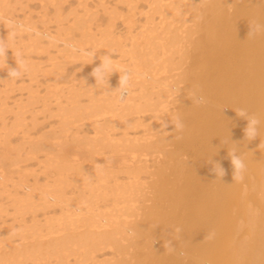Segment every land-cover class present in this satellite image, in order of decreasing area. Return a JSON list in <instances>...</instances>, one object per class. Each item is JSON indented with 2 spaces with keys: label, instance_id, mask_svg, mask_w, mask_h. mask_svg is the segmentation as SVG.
I'll list each match as a JSON object with an SVG mask.
<instances>
[{
  "label": "bare ground",
  "instance_id": "bare-ground-1",
  "mask_svg": "<svg viewBox=\"0 0 264 264\" xmlns=\"http://www.w3.org/2000/svg\"><path fill=\"white\" fill-rule=\"evenodd\" d=\"M41 1L45 10L52 4L60 20L61 0ZM164 1L154 0L156 8L149 5L147 25L137 35L132 32L134 19L128 15L129 31L123 37L117 36L112 24L100 30V37L91 33V12L86 18L75 19L76 23L65 29L68 36L62 37L51 32V23L45 18L48 11L44 19L34 22L31 18L12 19L7 3L6 11L0 8V26L6 27L7 35L9 21L36 30L8 36L15 48H19L15 39L20 40V46L24 44L22 36H28L22 52L37 55L59 42L65 45L47 77L55 79L62 62L76 57L93 60L80 49L94 52L96 62L112 47L128 58L127 63L113 61L109 71H114V78L106 72L105 83L81 81V88H72L66 98L68 109L62 106L63 101L58 102L61 126L41 132L38 138L27 141L29 131L25 130L26 116L32 114L30 106L37 98L29 87L33 84L27 85L31 101H19L17 110L10 111L14 124L8 127L5 118H0L4 124L0 128V195L11 202L5 216L0 210V220L6 224L7 216L18 218L29 211L55 207H61L63 214L60 220L55 216L57 222L43 224L49 233L46 242L40 238L43 243L9 246L6 239L13 237L14 231L10 227V236L0 238L6 243L4 249L0 247V264H25L28 260L51 264L52 258L56 264H69L71 256L76 264H264V35L247 37L250 22L264 24V0ZM77 31L80 37L74 36ZM34 71L30 74L35 82ZM124 71L132 75L126 102L111 90L118 86ZM5 82L8 87L10 81ZM82 88H86L82 94L90 96V103L81 104ZM193 92L206 103H194ZM240 109L260 120L255 140L245 137L248 120L237 116ZM147 114L153 122L144 126L142 118ZM131 115H138L133 129L144 126V133L130 138L125 131L123 138H116L112 132ZM86 119L93 123L95 134L89 140L82 135L73 141L88 151V157L82 161L76 156L65 162L57 152L65 148L72 124ZM177 119L183 124L181 130L175 128ZM163 121L168 122L167 129L162 127ZM21 131L25 139L14 146L11 137ZM24 149L28 150L25 158L21 154ZM233 151L246 165L242 181L233 179L228 155ZM41 153L46 160L40 162L46 169H56L53 184L42 187L37 178L30 183L34 175L21 165L39 159ZM107 155L113 156V161L121 160L117 171L107 162ZM217 166L224 170L223 178L216 176ZM73 184L77 190L69 197L66 189ZM102 202L110 210L100 207ZM5 224L3 232L9 233L11 224ZM210 232L215 233L214 238L205 240ZM101 249L110 250L112 258L96 260Z\"/></svg>",
  "mask_w": 264,
  "mask_h": 264
},
{
  "label": "rangeland",
  "instance_id": "rangeland-1",
  "mask_svg": "<svg viewBox=\"0 0 264 264\" xmlns=\"http://www.w3.org/2000/svg\"><path fill=\"white\" fill-rule=\"evenodd\" d=\"M140 1L139 0H82V1L81 0H61L60 1L61 4L59 3V6L61 8L60 15H59L60 20H58L55 16V10H57V9L55 7H53L52 4L48 5L47 10L43 9V5H42L43 2L41 0H0V8L4 9L5 4L7 3L6 6H10V8H11L10 17L12 19L23 20L25 18H31L34 22H40V20H42L41 18H43L45 16V12L48 11V15H46L45 18L49 19V22L51 23V24H49V28H50L51 32L55 33V34H57V33L62 34L63 35L62 37L68 36L65 29L66 28L68 29V27L71 28L73 26L72 24L76 23L75 19H77L78 17L79 18H86L88 14L90 15L92 13L91 16H89L91 21H92L91 27H90L91 33L95 34L97 37H100V35H101L100 30H104V29H106V27H108L110 24H112L114 27V31L117 34V36L123 37V35L127 36L128 31H129V28L126 26V22L128 20L127 19L128 15H131L134 19V24H135L134 28H133L134 30L132 29L133 30L132 32L134 34L137 35V33H141V31L143 30V27L147 25L146 24V22H147L146 17H148V15H150V13H151L149 5L152 7L154 0H149V1L145 0L146 2H144V0L141 2ZM170 1L171 0H165L164 2L167 4ZM132 3L134 6L132 5ZM89 8L91 11L89 10ZM130 8H132V9H130ZM153 8H156V6L154 5ZM4 11H6V10L4 9ZM111 14L113 16H111ZM155 19H157V16ZM58 21H59V23H58ZM56 22H57V24H56ZM38 27L40 29H42L43 25L41 23H38ZM62 28H64V29H62ZM10 30H11V28L8 31H10ZM6 32H7L6 27L3 25L0 26V39H6L7 38ZM74 36L80 37L81 33L79 31H77V32H75ZM130 40L128 39L126 42L128 44H130L131 43ZM15 41L17 43L15 46H17L19 48H15L14 45L8 40V46L12 49L13 53H15V50H20L22 52L24 45L27 44V41H29V40H28V36L26 34H24L21 38V41H23L24 44L19 46L20 40L18 41V38L15 39ZM60 43H61V45H60ZM63 45L64 44L62 42H59L57 47L51 48V49L49 48L47 53L40 51V53L38 52L37 55L35 53L29 54L30 51H28V50L23 52L24 58L29 62V71L24 73L21 76V78L18 80H9L10 83H9L8 87L6 86L7 82H5V81H7L6 68H0V118H5L4 120H5V123L7 124L8 127H11L14 124L15 116L13 113H10V111L13 112V111L17 110V107L15 104L19 101L29 103L31 101V99H30L31 98V96H30L31 92L34 90L37 93L36 94L37 98L34 99V101H35L34 105L30 106V109H32V112H31L32 114H28L26 116V118L28 120H27V124L25 127H27V128L26 129L24 128V129L27 131V133L29 131V134H27L28 137L26 136L27 141H28V139L29 140L35 139V136H37V135L40 137L42 133L44 134L45 132H50L51 130H54L55 128H58L61 126V124H62L61 121H63V120H62V117L60 116L61 112L58 111L59 110L58 102H59V100L63 101L64 104L62 106L65 107L67 110L68 107L70 106L66 102L67 101L66 98L68 96H70L69 92L74 87L76 89H78V87L81 88L82 84H80V83H81V81H83V82L85 81L84 78L87 79L86 83H88V84H91V85L94 84L95 85L97 83V82H95L94 77H92L90 74H91L93 68L98 66L100 64V62L99 61L96 62L94 60L95 61V63H94L93 60L90 61L87 58L84 59L83 57H76V58L71 59V61L66 62V63L62 62V64L59 65V66H61V69H59L58 72L56 73L55 79H53L52 76L51 77L46 76V74L48 72L50 73V69L52 71L54 68V66L51 64H53V62H59V59H56V58H58V57L60 58V56L62 55L61 54L62 49L65 47V45L64 46ZM118 51L119 50L117 47H115V48L112 47L111 49L108 48V49H106V55L110 56L113 61H122V62L127 63L128 58L125 57V59H124L122 53L120 51L119 52ZM12 52L9 51V53H8V64L10 67H15L16 66L14 63L15 62V56L12 54ZM56 52H57V54H55ZM49 60H51V63ZM87 61H89V62H87ZM90 62H92V63H90ZM49 66H50V68H49ZM31 70H32V72H33V70H36V71H34L35 74L32 75V76H34L33 77L34 80H37L35 82L32 81V79H31V74H32V73L30 74ZM108 75L111 78H114V75H115L114 71H111L110 74H108ZM72 78H74V79H72ZM51 79H52V81H51ZM72 80H73V82H72ZM106 80H107V76H106V72H105L104 73V79L100 83H105ZM29 84H33V85H29ZM27 85H29L30 88L33 87L31 89L32 91L28 89L29 87L27 88ZM35 86H36V88H35ZM37 87H39V88L37 89ZM79 92H80V94H82V93L85 94L86 88H84V89L82 88V90ZM87 96L90 97L89 95H83V94L81 95V97L79 99L81 104L90 103L91 99H89ZM44 102H45V104H47L46 105L47 107L44 106L45 105V104H43ZM49 103L51 104L50 106H49ZM5 108H6V110L9 109V113H7V114L4 113ZM53 114L58 119L55 116H53ZM137 116L138 115H135V116L131 115L128 117L127 116L124 117L122 119V121L120 122L121 128L117 131H113L112 132L113 135L115 137L117 136L116 138H123L125 131H126L129 133L128 137H130V138H132L134 135L135 136H141V134L144 133L143 132L144 126H147V123L151 124L153 122V119H152L151 115L147 114L146 116H144L142 118L145 122L144 126H140L141 128L136 130V129H133V127L135 125ZM81 121H79V124H78V121H76L74 124H72V126L70 127V132L67 136V139H68L67 143L68 144L65 143L63 145V146H65V148L62 151L58 150V152H57V155H59V157H62V160H64V161L67 158H68L67 160L70 161L72 159L71 161H73L76 156L79 158H82V161H83V159L86 160L88 157V151L86 149H81L76 144V142L74 143L73 139L75 137L81 138L83 135V137H85L89 140L93 136V134H95V132H94L95 130L93 128V123L90 122L89 120L86 119V120H81ZM3 125H4L3 121H0V128H2ZM71 129H72V131H71ZM170 130H172V129L170 128ZM22 134H23V131L19 132L16 136L14 135L11 137V142H12V144H14V146H16V145L19 146V144H21V142L23 141L22 139H25L23 137L24 134L23 135ZM77 134H78V136H77ZM38 136H37V138H38ZM120 136H122V137H120ZM72 141L74 144L72 143ZM27 149H26V151L24 149V151L21 153L23 158H25L27 155V151H28ZM2 152L3 151L0 150V154H2ZM24 153H26V154H24ZM112 157L113 156H111V155H107L106 158L109 160L107 162L110 163L111 167L117 171L118 170L117 168H119L118 164H120V163L122 164V162L120 159H115L113 161ZM40 160L41 161L46 160L44 153L39 154V159H37V160H32L30 162L28 161V163L25 161L24 163L27 165H25L24 163L21 164L22 168H24L25 170L29 169L28 173H30L31 175L32 174L34 175V177L31 176L30 183L35 182V180L37 178L38 184L40 187L44 186L46 183L47 184H53V180H55L54 177L56 174V169L55 168H49V167L46 169L45 163L40 162ZM94 180H92V181H94ZM111 180L112 179L108 180L109 181L108 183H111L112 182ZM86 183H88V185L91 184V180H86ZM79 184H81V183H79ZM93 186H95V184ZM76 190L77 189H75L74 184L70 185V187H68L66 189V192L68 191L66 193L67 196L73 197L74 194L76 193ZM86 194L89 195L88 190L86 191ZM8 203H11L10 200L4 195L3 196L0 195V210H2L1 214L3 216H5L4 211L7 210L8 206H9ZM103 203L104 202H102V204L101 203L99 204L100 207H102L104 209L108 208V210H110L108 206L105 207L107 204H111L110 201L107 204L106 203L103 204ZM12 210H13L12 207H9V211H12ZM34 213H36V214H34ZM34 213L29 211L22 216H19V217L17 216L18 218H15L14 216L12 217V215H10L9 217L7 216V223L8 224L7 223L5 224V222L0 220L1 221L0 222V235L6 234V235H1L0 238H2V237L4 238V236H6V237L10 236L9 234H11L12 231L14 230L13 233L11 234V235H13V237H11L13 240L11 238H9V239L4 238V239H6V241L10 242L9 246L15 247V246L22 245L24 243L36 244V243L46 242L48 240L47 234L49 235V233L47 232L48 228L44 227L43 224H45V226L46 225L49 226V224H51L52 222L54 223V221L57 222L58 220H60L59 218H61V215H63V214H61L62 213L61 207L47 208V210H45V211L40 210V211H37ZM33 214L35 216H33ZM55 216L58 220L55 218ZM47 217H49V218H47ZM62 217H64V216H62ZM24 218H25V222H24V220H22ZM33 218H34V220H33ZM14 220H16V224H15ZM45 220H47V222H45ZM50 221H52V222H50ZM26 223H28V224H26ZM3 224H5L6 227L11 224L10 226H8L9 233L3 232V229H2L3 228L2 226H4ZM25 225L27 226L28 229L26 228ZM10 227L13 228L12 231L10 230ZM21 228H23V229L21 230ZM32 228H33V231L31 230ZM24 232H26V233H24ZM26 234L27 235L30 234V235L27 236ZM37 234H38V236H37ZM32 235H34V236H32ZM24 237H25V239H24ZM38 237H39V240H38ZM26 238H27V240H26ZM40 238L43 240V242H40L41 241ZM4 239H0V242H1V240L3 241ZM32 239L33 240L35 239L36 241L35 240L32 241ZM44 239H45V241H44ZM3 242H4V244H3ZM3 242L0 243V247H2V248L6 244L5 241H3ZM15 242H17V243L15 244ZM2 248H0V249H2ZM96 255H97L96 260H98V261H101V259L106 260V258H107V260H110L112 258L111 252L108 249H101L98 253H96ZM109 257H110V259H109ZM34 262H35L34 260L33 261L28 260V262L26 261L25 264H33ZM50 262H51V264H54V263L56 264L57 260L52 258V259H50ZM92 262L93 261L86 262V263L92 264ZM37 263L38 264H45V262H43V261L37 262ZM69 264H76L74 256L70 257Z\"/></svg>",
  "mask_w": 264,
  "mask_h": 264
},
{
  "label": "clouds",
  "instance_id": "clouds-1",
  "mask_svg": "<svg viewBox=\"0 0 264 264\" xmlns=\"http://www.w3.org/2000/svg\"><path fill=\"white\" fill-rule=\"evenodd\" d=\"M11 26V30L9 31L6 39H0V68H6L7 72V80H18L21 76L29 71V62L24 58L23 52L17 50L15 53L12 52V49L8 46V36H12L15 38L18 34L23 33L25 31H36L34 28L26 29L22 24H17L14 21H9ZM36 35L39 36L40 33L36 32ZM259 35H264V24L259 22H250L249 23V32L248 36L250 38H254ZM9 51L15 56V67H10L8 64V53ZM73 52H76L77 49L75 47L72 48ZM81 53L84 55L92 56L93 60L95 58L94 52H84L83 49H80ZM113 64V60L110 56H102L100 58V64L93 68L91 72V76L94 77L95 82L99 83L104 79V73L111 69ZM132 79V75L128 71H124L122 75L119 76L118 86L114 89H111L113 92L118 93L120 99L125 100L126 102V94L129 92L130 88V80ZM86 82V78H85ZM110 87V86H109ZM194 103L203 104L206 103L204 97H197L196 93H191ZM238 117L245 118L248 120V125L245 128V137L249 140H255L259 135V125L260 120L256 117L248 116L247 112L243 109H240L236 112ZM168 122L163 121L162 127L167 129ZM175 128L177 130H181L183 128V124L177 119L175 121ZM231 160V165L234 169L233 179L242 181L243 180V172L245 171L246 165L240 156L236 155L235 152H231L228 154ZM98 168H102L103 165H97ZM218 169V172H217ZM216 176L219 175L220 178H223L225 172L222 168L218 166L214 169ZM179 231V229H178ZM215 233L210 232L205 235V240H211L214 238Z\"/></svg>",
  "mask_w": 264,
  "mask_h": 264
}]
</instances>
